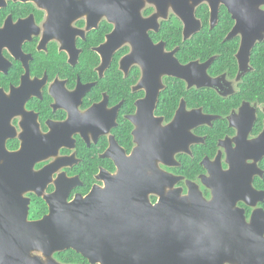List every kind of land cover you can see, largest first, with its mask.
<instances>
[{
	"label": "flooded vegetation",
	"instance_id": "flooded-vegetation-1",
	"mask_svg": "<svg viewBox=\"0 0 264 264\" xmlns=\"http://www.w3.org/2000/svg\"><path fill=\"white\" fill-rule=\"evenodd\" d=\"M4 1L0 8V180L27 176V180L22 179V186L30 190L24 195L30 201L28 221H42L50 214L45 197L56 194L58 187L68 194V203L77 199L82 204L90 201L84 204L79 219L90 224L94 220L100 226L95 240L113 238V229L110 238L107 229L113 223L115 208L132 219L139 217L144 208L139 195L109 187L119 173L118 161L129 158L141 144L134 136L138 127L133 121L139 114V104L158 90L157 101L148 113L153 114L142 127L148 134L145 143L156 144L154 136L158 129L170 125L183 105V113L200 111L202 116L210 117L193 129L186 130L180 125L176 127L178 135H169L167 144L173 147L176 144L172 162L175 166L160 164V168L179 181L173 189L165 190V196L173 193L179 196L175 201L182 202L190 194L188 182L198 187L206 203L215 201V195L220 193L221 215L225 217L224 213L229 211L237 219L227 222L235 225L229 228H236V234L229 232L228 240L235 239L240 245L238 254L254 264V230L258 223L264 222V197L260 201L256 196L264 194V141H260L264 134V102L241 95L245 77L255 71L251 54L247 71L240 72L237 56L241 36L233 39H239L235 76L229 72L212 75L217 56L206 61L182 62L178 58L180 46L169 49L167 41L156 40L163 24L168 22L181 28L183 42L196 35L185 40L184 23L170 11L168 18L158 19L157 31L153 27L149 29L151 41L155 46L164 44L165 53L176 51L175 57L183 66L194 62L206 64L213 59L207 73L219 79L220 87L219 90L199 88L197 82L190 86L169 76H160L156 84L153 72L145 76L140 64H123L133 51L129 42L104 63V53L99 50L116 28L107 18L90 30L86 15L70 21L69 17H63L69 7L59 0H49L45 8L32 1ZM149 9L152 12L146 13ZM156 14L157 8L149 4L141 12L144 20ZM197 19L202 26L200 33L203 24ZM219 22L220 13L215 28ZM233 22L224 42L235 27ZM209 25L213 30L211 19ZM203 91H213L219 96L222 109L210 112L200 105ZM177 98L179 102L173 110L171 103ZM20 152H23L21 156H12ZM148 153L155 154L151 148ZM231 160L240 162L237 175L224 176L218 182L213 180L212 174L230 171ZM219 186L224 187L217 190ZM160 201L157 194H150L147 199L152 207ZM10 208L15 209V205ZM255 218L260 221H254ZM88 231L85 237L91 240ZM57 254L53 256L56 262L68 264L58 260ZM78 255L80 264H91ZM34 256L42 257L39 253Z\"/></svg>",
	"mask_w": 264,
	"mask_h": 264
},
{
	"label": "water",
	"instance_id": "water-1",
	"mask_svg": "<svg viewBox=\"0 0 264 264\" xmlns=\"http://www.w3.org/2000/svg\"><path fill=\"white\" fill-rule=\"evenodd\" d=\"M19 1H32L41 8L50 4L49 0ZM59 1L69 7L63 17H69L70 21L86 15L90 30L97 28L102 18L115 23L114 33L99 50L104 53V63L110 61L124 43L129 42L133 51L123 64H140L145 76L149 75L150 71L153 72L152 78L156 84L160 76H169L184 80L190 86L197 82L199 88L219 90L220 87L219 79H213L207 73L213 59L206 64L194 62L183 66L175 57L176 51L165 53L164 44L155 46L151 41L149 29L153 27L157 31L158 19L168 18L170 11L184 23V36L185 40H188L199 33L202 27L196 17L198 7L208 5L211 29H214L220 8L224 6L236 22L226 41L238 36L242 39L237 56L241 74L247 71L252 50L258 43L264 42V0ZM147 4L155 6L158 14L144 20L141 12ZM4 5L5 1L0 0V8ZM157 91L150 93L148 99L139 104V114L133 121L138 127L134 136L141 144H138L129 158L118 161L119 173L109 187L110 190H128L134 195H139L144 202L139 217L132 219L127 213L119 212L115 208L112 225L107 223L109 238L111 229L114 232L111 233L113 238H106L107 241L95 240L100 226L96 225L94 220H90V224L79 219L80 211L85 210L84 204L90 201L82 204L77 199L68 203V194L58 187L56 194L45 197L50 206V214L42 221L29 222L30 201L24 198V195L30 190L22 186V179L27 176L21 174L22 177L18 175L17 179L0 180V264H59L53 256L70 250L81 254L91 264H253L252 261L245 262L243 256L238 254L240 245L236 244L235 239L228 240V237H231L229 232L232 230L236 234V228H229L235 225L227 222L237 219L233 213L230 216L229 211L224 213L225 217L221 215L223 211L219 208L220 193L215 195V201L206 203L201 198L198 187L188 182L190 194L182 202H176L175 199L179 196L173 193L165 196V190L173 189L179 181L160 168V164L175 166L172 162L176 144L174 147L167 144L169 135H178L179 130H176V127L180 125L186 130L193 129L209 121L210 117L202 116L200 111L183 113V105L170 125L158 129L154 136V139L157 138L156 144H147L145 142L148 141V134L142 131V127L153 114L149 115L152 105L157 101ZM260 141H264V134ZM150 148L155 154H147ZM22 153L12 156H21ZM239 167V160H231L229 172L220 171L212 174V178L216 182L222 181L226 176L232 178L237 175ZM204 183L207 185L206 181ZM222 187L224 186L217 187V190ZM150 194H157L162 199L155 207L147 202ZM39 196L41 197V194ZM256 196L261 201L264 194L258 193ZM11 205H15V209H11ZM254 221L260 220L255 218ZM87 229L93 238L91 240L85 237ZM36 253L42 257H35ZM254 264H264V222L258 223L257 230H254Z\"/></svg>",
	"mask_w": 264,
	"mask_h": 264
},
{
	"label": "trees",
	"instance_id": "trees-1",
	"mask_svg": "<svg viewBox=\"0 0 264 264\" xmlns=\"http://www.w3.org/2000/svg\"><path fill=\"white\" fill-rule=\"evenodd\" d=\"M152 9L146 11L151 13ZM197 17L201 19L203 30L196 34L191 40L183 42L181 28L176 27L172 22L164 23L161 32L155 37L156 40H165L168 42L169 49L180 46L181 51L178 58L182 62L190 60L206 61L212 56H217L212 68V75L229 72L232 77L237 72L235 54L238 52L239 39L225 41V37L231 31L234 22L225 7L220 11L219 25L210 30L209 20L210 11L206 4L201 5L197 10ZM252 65L255 68L254 73H250L244 79L245 86L242 88L244 98L248 99L254 96L260 102H264V42L258 43L252 52ZM199 97V104L205 106L210 112H218L222 109L218 103L220 97L213 91H203ZM243 99L242 96H239ZM238 99V98H237ZM171 103L174 110L179 102V98ZM57 259L68 264H80L81 257L74 251H65L57 254Z\"/></svg>",
	"mask_w": 264,
	"mask_h": 264
}]
</instances>
